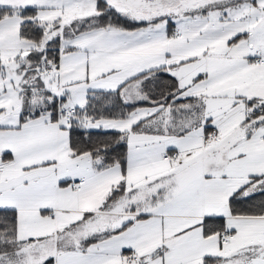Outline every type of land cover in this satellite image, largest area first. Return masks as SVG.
I'll return each instance as SVG.
<instances>
[{
  "label": "snow or ice",
  "instance_id": "1",
  "mask_svg": "<svg viewBox=\"0 0 264 264\" xmlns=\"http://www.w3.org/2000/svg\"><path fill=\"white\" fill-rule=\"evenodd\" d=\"M0 264H264V0H0Z\"/></svg>",
  "mask_w": 264,
  "mask_h": 264
}]
</instances>
